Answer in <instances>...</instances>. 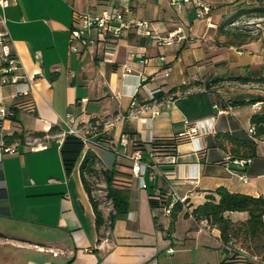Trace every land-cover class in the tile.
Listing matches in <instances>:
<instances>
[{"label":"crops","instance_id":"crops-1","mask_svg":"<svg viewBox=\"0 0 264 264\" xmlns=\"http://www.w3.org/2000/svg\"><path fill=\"white\" fill-rule=\"evenodd\" d=\"M110 1L17 0L5 11L13 51L30 85L0 86V103L11 110L17 100L31 99L35 112L17 108L0 126V147L16 148L0 151V264H224L235 253L225 248L219 228L182 212L169 233L171 217L152 208L150 194L173 188L188 197L192 210L219 187L264 197V137L250 132L252 117L264 112V38L238 25L241 10L258 0H211L208 20L197 17L192 3L114 0L128 20L149 22L163 37L178 31L186 39L160 46L147 29H133L106 44L93 29V42L73 51L74 12L98 13ZM184 85L191 86L182 93ZM158 93L164 97L157 99ZM69 113L101 122V144L87 149L105 169L97 148L125 159L114 166L125 181L120 187L129 193V211L112 227L97 228L80 166L65 167L59 134ZM198 123L205 127L179 138ZM16 132L25 134L24 141L6 144L5 136ZM221 133L256 140L258 156L238 165L246 159L233 158L229 146L216 143ZM122 135L129 136L127 155L136 144L180 139L176 155L156 156L161 175L148 179L147 189L133 177L130 160L116 153ZM225 217L239 224L249 214Z\"/></svg>","mask_w":264,"mask_h":264},{"label":"trees","instance_id":"trees-1","mask_svg":"<svg viewBox=\"0 0 264 264\" xmlns=\"http://www.w3.org/2000/svg\"><path fill=\"white\" fill-rule=\"evenodd\" d=\"M258 6L251 5L243 8L241 15L247 17H264V0H258ZM264 82V77L259 79ZM191 85H184L180 87V91L185 93L189 90ZM178 89H173L171 92L176 93ZM164 93H158L157 99H162ZM23 102V101H19ZM256 101H252L255 103ZM236 104H245L244 101H239ZM16 110L18 107L16 103L12 107ZM35 112V111H34ZM33 112V113H34ZM251 123L254 127V137L260 139L264 137V112L255 114ZM52 129L51 132H55ZM43 135V133H41ZM25 139L24 133L16 132L13 135L5 136L6 144H13L16 141L23 142ZM181 139V138H180ZM180 139L165 140L158 139L149 145L136 144V147L142 150L146 155L149 152H154L155 155H176L177 145ZM225 142L227 143L225 145ZM216 143L227 149L233 158L239 159H254L258 156V144L256 140H240L235 138L231 133H221L216 137ZM148 147V149H147ZM84 145L81 141L74 137H67L62 149L64 164L67 169L73 168L78 162L83 153ZM148 150V151H147ZM99 161L98 155L92 149H88L82 163L80 165L81 177L90 200L93 204L96 214L97 228H108L114 225V222L125 216L129 211L130 196L127 189L120 187L116 180L118 177V170L116 165L112 169H105L103 171L105 182L107 184V196L113 204V211L106 218L104 211L100 207V201L94 196L88 176L97 173V164ZM125 182V181H124ZM172 202V197L169 192H160L159 194H150V203L152 208L160 209L164 213V208L169 206ZM188 203V201H187ZM185 205L181 202L174 204L171 217V225L169 233L174 229L176 220L180 213L184 212L185 216H189V212L185 209ZM227 212H247L249 218L242 223H234L231 219L225 217ZM192 214L197 221L207 220L209 225L220 229L221 237L224 243L230 241L239 242L241 239L242 248L250 254L261 256L264 260V197H254L243 193H233L226 187H219L216 191L208 196V200L192 210ZM254 244V245H252ZM224 264H259L247 257H241L233 254L227 257Z\"/></svg>","mask_w":264,"mask_h":264},{"label":"built area","instance_id":"built-area-1","mask_svg":"<svg viewBox=\"0 0 264 264\" xmlns=\"http://www.w3.org/2000/svg\"><path fill=\"white\" fill-rule=\"evenodd\" d=\"M17 0H0V86L3 85H19L21 83L25 85H30V78L26 73L23 72V67L18 56L15 54L12 48V39L10 32L7 28V16L6 9L13 4H16ZM192 3L196 7V15L198 18L209 19L211 16V6L205 0H171V4L174 6H183L184 4ZM73 28L71 30L70 45L73 51L77 52L81 45H89L93 42L90 33L93 29L96 30L97 40L103 43H109L111 39H116L121 37L124 32L130 30L141 31L142 29H147L148 34L155 37L160 46L170 45L174 42V38L178 37L179 40L186 39L185 36H178V31L170 33L167 37L160 36L151 30V25L149 22H138L128 20L125 13L115 4L112 0L105 5L103 10L98 13L85 12V11H75L73 16ZM210 27L214 26L212 23L209 24ZM163 59H165L163 57ZM145 62V61H143ZM170 68H166L167 74L170 73ZM29 89L27 90H17L14 92L13 97L18 99L21 95H27ZM16 106L18 108L24 109L28 112L33 113L35 111L34 103L31 99L19 102L17 100ZM255 106L258 107L259 111L263 110V102H257ZM15 115V110H9L8 107L0 103V126L3 121L9 117ZM65 129L59 134L61 140L60 143L63 144L67 137L71 136L82 142L85 148L91 146H98L101 144V137L106 134V131L100 130V121H94L89 118H84L80 115L74 113H69L64 120ZM109 125H113L110 123ZM204 124L198 123L197 126L192 127L190 132L183 133L179 138L191 136L197 134L199 130L204 128ZM52 128L49 127V131ZM251 133H254V127L250 129ZM192 138V137H191ZM129 136L122 135L120 140L121 149L117 150V155H122L128 158L131 162L132 175L135 179L140 182V187L142 189H147L148 179L155 180L161 172L156 168V155L154 152H149L146 155L142 150L136 148L130 155L126 154V148L129 145ZM47 147V146H44ZM0 151L2 152H16L14 146L1 145ZM172 157L171 162L176 163V158ZM238 165L244 166L247 160H236ZM167 173L165 174V176ZM241 179L247 181V177L242 175ZM172 197V202L169 206L164 208V215L170 216L177 202L183 203L185 209L189 214L193 216L192 209L187 203L188 197H181L172 188L169 192ZM226 249L241 257H247L259 264H264V260L258 255L250 254L242 247L235 246L233 241L229 243H224ZM170 253L174 252L173 248L169 249ZM56 254V253H54Z\"/></svg>","mask_w":264,"mask_h":264},{"label":"rangeland","instance_id":"rangeland-1","mask_svg":"<svg viewBox=\"0 0 264 264\" xmlns=\"http://www.w3.org/2000/svg\"><path fill=\"white\" fill-rule=\"evenodd\" d=\"M205 1L211 6V9H212L211 0H205ZM259 4H260V2L258 1L256 3H254L253 5L258 6ZM263 5H264V3H263ZM238 25H241L244 28L251 30L254 35H261V37L264 38V33L262 32V31H264V17H247V16H244L238 21ZM87 150H88L87 148H84L83 153L81 154L78 162L76 163V166L81 165L82 160H83L84 155L86 154ZM97 151L101 155L102 162L109 169H112L114 167V164L116 163V161L118 163L119 162H125V159L123 157H119L118 160H116L115 154L109 150L97 148ZM104 170H105V168L102 165L101 161L99 160L98 164H97V173L94 175L88 176L87 178L91 184L94 196L101 203L100 204L101 209L104 211V213L107 216H109V214L113 211V204L107 196V190H106L107 184L105 182V176L103 173ZM116 182L119 186L124 185V180L121 179L119 176L117 177ZM241 242L242 241L240 239L238 243L235 242V245L237 247H242ZM252 245H254V244H252ZM259 257H261V256H259Z\"/></svg>","mask_w":264,"mask_h":264}]
</instances>
